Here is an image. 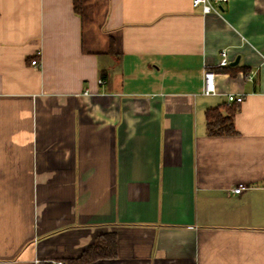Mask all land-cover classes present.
Listing matches in <instances>:
<instances>
[{
    "label": "crops",
    "instance_id": "1",
    "mask_svg": "<svg viewBox=\"0 0 264 264\" xmlns=\"http://www.w3.org/2000/svg\"><path fill=\"white\" fill-rule=\"evenodd\" d=\"M219 8L0 0V264H264V0Z\"/></svg>",
    "mask_w": 264,
    "mask_h": 264
},
{
    "label": "built area",
    "instance_id": "2",
    "mask_svg": "<svg viewBox=\"0 0 264 264\" xmlns=\"http://www.w3.org/2000/svg\"><path fill=\"white\" fill-rule=\"evenodd\" d=\"M222 1L227 0H193V4L195 6H201L204 13L215 11L220 12V3ZM261 62L259 63L256 69H252L250 71L245 72V77L249 81H254L255 77L257 76L258 72L264 69V54H261ZM31 63L33 65H40V60L34 58ZM230 64V57L226 50L221 51V59L219 61V66H228ZM215 73L214 71H206L204 75V87L203 91L206 94H213L216 93L215 87ZM100 83H104L105 80L103 78L99 79ZM227 99L229 103H241L244 99L243 94L235 95L234 93H228ZM248 188V185L244 182L238 183L234 188V193H241L244 189ZM52 264H69L67 260L56 259L52 261Z\"/></svg>",
    "mask_w": 264,
    "mask_h": 264
},
{
    "label": "trees",
    "instance_id": "3",
    "mask_svg": "<svg viewBox=\"0 0 264 264\" xmlns=\"http://www.w3.org/2000/svg\"><path fill=\"white\" fill-rule=\"evenodd\" d=\"M74 7L77 13H82L83 0H74ZM110 42V46L112 47V39L110 40ZM216 70L229 72L234 75L238 69H232L228 65L217 67ZM101 75L102 77L106 78L105 72H102ZM239 104L240 103H233L232 105L221 104L215 107L208 108L205 112L208 134L227 136L236 134V129L234 125V115L238 108L237 105ZM99 245L101 247L105 246V242H100ZM93 257H95V251L93 252ZM83 261H86V258L83 259Z\"/></svg>",
    "mask_w": 264,
    "mask_h": 264
},
{
    "label": "water",
    "instance_id": "4",
    "mask_svg": "<svg viewBox=\"0 0 264 264\" xmlns=\"http://www.w3.org/2000/svg\"><path fill=\"white\" fill-rule=\"evenodd\" d=\"M235 62L237 63L238 62V59Z\"/></svg>",
    "mask_w": 264,
    "mask_h": 264
}]
</instances>
